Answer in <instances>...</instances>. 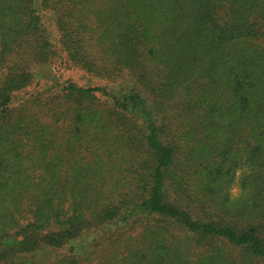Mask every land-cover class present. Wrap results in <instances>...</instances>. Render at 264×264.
Segmentation results:
<instances>
[{"label": "trees", "instance_id": "obj_1", "mask_svg": "<svg viewBox=\"0 0 264 264\" xmlns=\"http://www.w3.org/2000/svg\"><path fill=\"white\" fill-rule=\"evenodd\" d=\"M0 264H264V0H0Z\"/></svg>", "mask_w": 264, "mask_h": 264}, {"label": "rangeland", "instance_id": "obj_2", "mask_svg": "<svg viewBox=\"0 0 264 264\" xmlns=\"http://www.w3.org/2000/svg\"><path fill=\"white\" fill-rule=\"evenodd\" d=\"M250 173L247 167H242L236 173L235 179L228 189V196L235 202L243 198L242 185L244 183L245 177Z\"/></svg>", "mask_w": 264, "mask_h": 264}]
</instances>
